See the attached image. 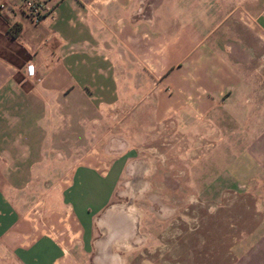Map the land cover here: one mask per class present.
<instances>
[{"label":"crops","instance_id":"crops-1","mask_svg":"<svg viewBox=\"0 0 264 264\" xmlns=\"http://www.w3.org/2000/svg\"><path fill=\"white\" fill-rule=\"evenodd\" d=\"M38 1L52 18L34 22L0 10V249L14 256L8 264H72L73 256L80 264H124L143 236L135 211L113 198L121 185L129 193L138 166L144 188L148 163L140 141L166 137L172 112L176 130L185 129L180 136L221 137L218 149L212 146L228 155L225 162L236 151L264 170V0ZM157 56L165 65L159 85L171 92L150 96L145 62ZM103 106L133 107L144 118L137 124L119 114L104 118ZM72 108L84 139L70 144L67 157L93 152L87 124L95 123L94 136L102 139L95 152L106 170L84 161L89 168L78 173L69 200L84 238L77 255L30 230L9 205L10 193L53 164L44 141L51 135L53 144L55 120L66 111L72 116ZM156 124H163L159 133ZM238 262L264 264V226Z\"/></svg>","mask_w":264,"mask_h":264},{"label":"rangeland","instance_id":"rangeland-1","mask_svg":"<svg viewBox=\"0 0 264 264\" xmlns=\"http://www.w3.org/2000/svg\"><path fill=\"white\" fill-rule=\"evenodd\" d=\"M46 16L52 18L49 12L44 18ZM161 58L157 56L145 62L151 69L150 96L159 94L160 88H164L159 85L160 72L165 66ZM170 92L168 88L161 91ZM101 108L104 118L108 119L119 114V119L129 116L137 124L144 118L137 109L134 113L133 107ZM71 113L69 116L66 111L55 120L53 144H50L51 135L44 141L48 153L55 157L53 164L37 171L39 179L10 193L12 203L9 205L21 212L23 224L30 230L49 238L67 253L70 250L77 255L84 238L69 200L76 193L78 173L81 168H89L84 161L91 163L90 168L96 172L106 170L100 168L98 157L101 155L95 152V147L102 142L94 136L95 123L87 124L92 136L87 138L86 145L93 152L84 156L72 150L67 157L70 144L78 146L84 139L80 136L83 125L75 109L72 108ZM150 113L151 119L154 118V112ZM172 113L165 122L166 132L163 133L166 137L156 135L151 142L140 141L145 146L142 157L148 163L144 188L136 190L132 197L126 192V186L121 185L113 198L115 204H125L122 206L125 209L126 205L130 210H133L131 206L136 209L133 211L137 212L143 236L142 247L132 252L124 264H238L264 226V170L252 155H239L236 151L232 152L231 164L225 162L228 155L224 159V154L214 151L212 146H217L221 137L199 135L191 140L188 136H180L177 132L185 129L176 130L177 116ZM111 125V122L104 124L105 131H110ZM162 125H152L153 132L159 133ZM232 141L234 145L239 144L238 138ZM13 260L11 253L0 249V264ZM71 260L72 264H80L74 256Z\"/></svg>","mask_w":264,"mask_h":264},{"label":"built area","instance_id":"built-area-1","mask_svg":"<svg viewBox=\"0 0 264 264\" xmlns=\"http://www.w3.org/2000/svg\"><path fill=\"white\" fill-rule=\"evenodd\" d=\"M11 8L34 22H39L45 17V14L42 12L41 3L38 0L2 1L0 10L7 11Z\"/></svg>","mask_w":264,"mask_h":264},{"label":"bare ground","instance_id":"bare-ground-1","mask_svg":"<svg viewBox=\"0 0 264 264\" xmlns=\"http://www.w3.org/2000/svg\"><path fill=\"white\" fill-rule=\"evenodd\" d=\"M139 184H143V181H141V179H139V178H137L135 181H133L131 184H129V193L132 195V197H134L135 196V192H136V190H137V187L139 186ZM131 208L133 209V210H135L136 211V209L133 207V206H131ZM132 215L134 214L133 212H130ZM137 213V212H136ZM135 213V214H136ZM136 217H137V215H136ZM138 218V217H137ZM136 218V219H137ZM118 246H124V244H119L118 243ZM96 264H101V263H99L98 262V260L96 261Z\"/></svg>","mask_w":264,"mask_h":264},{"label":"flooded vegetation","instance_id":"flooded-vegetation-1","mask_svg":"<svg viewBox=\"0 0 264 264\" xmlns=\"http://www.w3.org/2000/svg\"><path fill=\"white\" fill-rule=\"evenodd\" d=\"M142 174V168L141 166H138L136 169H135V176H137L136 178H139L140 179V175ZM143 184H139V186L137 187V190L140 188V186H142ZM136 193V192H135ZM136 195V194H135ZM117 262L115 264H120L119 263V260H116Z\"/></svg>","mask_w":264,"mask_h":264},{"label":"trees","instance_id":"trees-1","mask_svg":"<svg viewBox=\"0 0 264 264\" xmlns=\"http://www.w3.org/2000/svg\"><path fill=\"white\" fill-rule=\"evenodd\" d=\"M20 29H19V27H17V25H16V28H15V31L14 32H12L13 33V35L14 36H17L18 35V31H19Z\"/></svg>","mask_w":264,"mask_h":264}]
</instances>
